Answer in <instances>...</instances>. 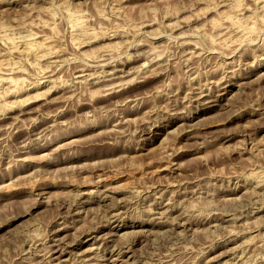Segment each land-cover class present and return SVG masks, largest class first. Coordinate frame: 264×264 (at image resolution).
<instances>
[{
	"label": "rangeland",
	"instance_id": "rangeland-1",
	"mask_svg": "<svg viewBox=\"0 0 264 264\" xmlns=\"http://www.w3.org/2000/svg\"><path fill=\"white\" fill-rule=\"evenodd\" d=\"M0 264H264V0H0Z\"/></svg>",
	"mask_w": 264,
	"mask_h": 264
},
{
	"label": "bare ground",
	"instance_id": "bare-ground-1",
	"mask_svg": "<svg viewBox=\"0 0 264 264\" xmlns=\"http://www.w3.org/2000/svg\"><path fill=\"white\" fill-rule=\"evenodd\" d=\"M71 19V18H70ZM146 25V24H145ZM254 26V25H253ZM249 29V28H248ZM251 29V28H250ZM106 33V32H105ZM95 34V33H94ZM102 34V33H101ZM82 35V34H81ZM86 35V34H85ZM94 36V35H93ZM109 37V36H108ZM101 38V37H100ZM104 39V38H103ZM108 39V38H107ZM76 41V40H75ZM81 42V41H80ZM184 43V42H183ZM186 43V42H185ZM192 43V42H191ZM36 44V43H35ZM82 44V43H81ZM17 45V44H16ZM39 46V45H38ZM32 47V46H31ZM150 47V46H149ZM151 48V47H150ZM149 48V49H150ZM153 49V48H152ZM14 50V49H13ZM16 50V49H15ZM23 50V49H22ZM153 51V50H152ZM155 51V50H154ZM153 51V52H154ZM157 51V50H156ZM146 52V51H145ZM117 56V55H116ZM156 56H158V55H156ZM139 58H140V56H139ZM116 59V58H115ZM133 59V58H132ZM135 59V58H134ZM137 59H138V57H137ZM136 60V59H135ZM139 60V59H138ZM96 61V60H95ZM132 61V60H131ZM150 61V60H149ZM133 62V61H132ZM120 64H122L121 62H120ZM120 64H118V65H120ZM117 65V66H118ZM115 66V65H114ZM113 66V67H114ZM76 68V67H75ZM139 68V67H138ZM80 70V69H79ZM120 70V69H119ZM77 72H78V70H76ZM122 71V70H121ZM117 72V71H116ZM111 73V72H110ZM78 76V75H77ZM84 76V75H83ZM83 76H80V77H83ZM52 80V79H51ZM80 81V80H79ZM220 81V80H219ZM85 82V81H84ZM90 84V83H89ZM113 85V84H112ZM67 86V85H66ZM110 87V86H109ZM224 87V86H223ZM51 88V87H50ZM54 88V87H53ZM197 88V87H196ZM67 89V88H66ZM228 90H226V92H227ZM45 92V91H44ZM225 93V92H224ZM40 95V94H39ZM29 98V97H28ZM28 98H26V99H28ZM25 99V100H26ZM20 102V101H19ZM23 102V101H22ZM34 102V101H33ZM44 102V101H43ZM11 104H13V103H11ZM21 104V103H20ZM26 104V103H25ZM31 104H32V102H31ZM48 104V103H47ZM28 107V106H27ZM26 107V108H27ZM31 107V106H30ZM24 108H25V106H24ZM33 108V107H32ZM12 110V109H11ZM10 110V111H11ZM22 110H23V108H22ZM28 110V109H27ZM29 110H32V109H29ZM6 113V112H5ZM22 113V112H21ZM25 113H27V111L25 112ZM29 113V112H28ZM34 208V207H33ZM114 214V213H113ZM55 230V229H54ZM49 245V244H48ZM48 251V250H47ZM50 251V250H49ZM54 251V250H53ZM52 252H50V254H51Z\"/></svg>",
	"mask_w": 264,
	"mask_h": 264
}]
</instances>
